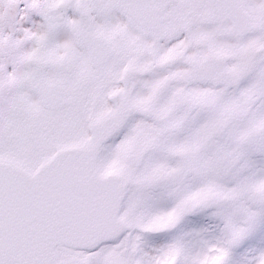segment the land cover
I'll use <instances>...</instances> for the list:
<instances>
[{
    "label": "snow or ice",
    "instance_id": "snow-or-ice-1",
    "mask_svg": "<svg viewBox=\"0 0 264 264\" xmlns=\"http://www.w3.org/2000/svg\"><path fill=\"white\" fill-rule=\"evenodd\" d=\"M0 264H264V0H0Z\"/></svg>",
    "mask_w": 264,
    "mask_h": 264
}]
</instances>
